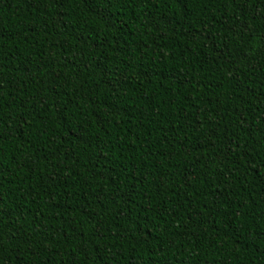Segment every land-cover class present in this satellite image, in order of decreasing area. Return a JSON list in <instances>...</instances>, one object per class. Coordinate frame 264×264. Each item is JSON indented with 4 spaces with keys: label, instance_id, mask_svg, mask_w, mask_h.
Segmentation results:
<instances>
[{
    "label": "trees",
    "instance_id": "16d2710c",
    "mask_svg": "<svg viewBox=\"0 0 264 264\" xmlns=\"http://www.w3.org/2000/svg\"><path fill=\"white\" fill-rule=\"evenodd\" d=\"M0 264H264V0H0Z\"/></svg>",
    "mask_w": 264,
    "mask_h": 264
}]
</instances>
